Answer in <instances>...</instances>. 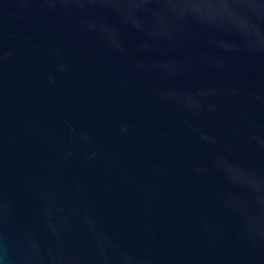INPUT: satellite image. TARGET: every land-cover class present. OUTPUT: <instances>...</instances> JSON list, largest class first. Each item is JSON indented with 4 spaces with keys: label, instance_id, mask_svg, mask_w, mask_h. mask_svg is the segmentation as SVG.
<instances>
[{
    "label": "water",
    "instance_id": "water-1",
    "mask_svg": "<svg viewBox=\"0 0 264 264\" xmlns=\"http://www.w3.org/2000/svg\"><path fill=\"white\" fill-rule=\"evenodd\" d=\"M0 264H264V0H0Z\"/></svg>",
    "mask_w": 264,
    "mask_h": 264
}]
</instances>
